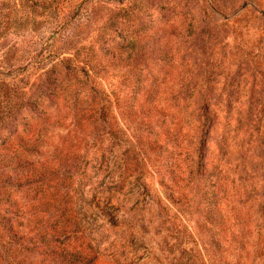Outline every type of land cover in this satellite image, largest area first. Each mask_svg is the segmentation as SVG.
I'll return each instance as SVG.
<instances>
[{"label": "rangeland", "instance_id": "rangeland-1", "mask_svg": "<svg viewBox=\"0 0 264 264\" xmlns=\"http://www.w3.org/2000/svg\"><path fill=\"white\" fill-rule=\"evenodd\" d=\"M0 212V264H264V0H0Z\"/></svg>", "mask_w": 264, "mask_h": 264}, {"label": "trees", "instance_id": "trees-1", "mask_svg": "<svg viewBox=\"0 0 264 264\" xmlns=\"http://www.w3.org/2000/svg\"><path fill=\"white\" fill-rule=\"evenodd\" d=\"M36 56H38V54ZM11 204H12V201H11ZM10 212H12V210H10ZM2 214L3 213L0 212V224H1V227L5 228L8 233H14V232L17 233L16 229L13 227V223H11V221L13 220L12 216L5 215V214L2 215ZM21 234H22V231H21ZM39 242H41V244H42L44 242V239H41V241H39ZM4 244H6L5 245L7 247L6 252L8 253V251L10 250V246L8 244H10V243L4 242L2 245H4Z\"/></svg>", "mask_w": 264, "mask_h": 264}]
</instances>
